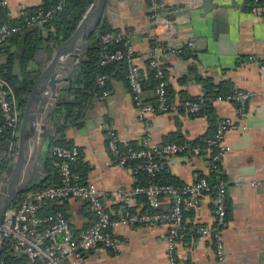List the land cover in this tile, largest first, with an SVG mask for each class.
Listing matches in <instances>:
<instances>
[{
	"label": "crops",
	"instance_id": "1",
	"mask_svg": "<svg viewBox=\"0 0 264 264\" xmlns=\"http://www.w3.org/2000/svg\"><path fill=\"white\" fill-rule=\"evenodd\" d=\"M7 1V16L12 21L20 20L42 4L41 0ZM204 1L194 2L183 15L162 16V20L175 22L172 28L163 23L155 25L147 0H108L102 19L112 29L130 30L135 63L144 84L142 98L145 103L156 104L154 88L149 85L151 54L158 56L163 67L170 110L151 116L150 146L169 143L173 135L193 142L207 133L208 119L192 116L184 106L187 100L202 96L203 80L250 94L251 101L243 117L231 103H213L217 121L227 120L239 126L225 133L226 151L220 161L228 194V214L223 230L224 259L217 261L210 235L196 233L199 227L212 229L215 224L212 194L202 195L197 208L185 210L176 259L178 264H263L264 71L260 69V61L264 60V6L260 5L258 15L254 16L250 12V0ZM173 4V0H164L162 8L168 9ZM11 51H17L16 47ZM4 59L0 55L2 64ZM42 61L36 64L38 72L44 68V55ZM108 88L107 101L93 99L82 126L68 127L61 140L79 149L77 170L81 172V179L102 193L103 204L110 215L115 213L118 204L112 193L120 190L129 195L133 213H146L148 206L144 197L131 194L143 184L139 170L136 165L120 166L106 144V133L112 130L119 145L141 146L143 131L133 93L122 79H111ZM52 131L49 122L46 133ZM48 158V144L44 142L34 180L45 177L42 164ZM160 163L162 170L158 181L164 184L191 185L210 175L207 152L198 157L186 153L161 159ZM50 177L53 180L54 175ZM50 204L64 213L75 234L95 221L82 201ZM170 207L171 199L163 198L160 211L168 212ZM168 228L166 223L117 225L112 229V234L121 241L117 253L99 248L85 254L77 264H169L164 240Z\"/></svg>",
	"mask_w": 264,
	"mask_h": 264
},
{
	"label": "built area",
	"instance_id": "2",
	"mask_svg": "<svg viewBox=\"0 0 264 264\" xmlns=\"http://www.w3.org/2000/svg\"><path fill=\"white\" fill-rule=\"evenodd\" d=\"M49 1V0H41ZM151 18L156 26L164 24L172 28L174 21L162 20V16L173 15L192 7L194 2L200 0H173L174 4L163 9L164 0H147ZM250 12L257 16L260 11V0H250ZM65 0H56L53 9L46 12L38 11L35 15L25 19L19 26L0 25V45L10 37L22 31L40 26L62 12ZM8 8L7 0H0V9ZM102 46L121 44L123 49H117L113 53H104L100 62L101 66L112 62H123L126 66V83L133 93L134 104L137 108L138 121L143 131L142 143L139 148L127 147L119 149L117 137L114 131L106 133V144L110 154L116 158L120 166L137 163L138 170L144 171L148 176L145 186L134 188L132 195L143 196L148 206V212L136 214L131 211L130 197L120 190L112 193L118 204L115 213L110 215L104 204L103 196L92 184H82L71 169L79 157V149L75 146L62 147L53 145L49 148V159L52 166L58 170L59 184L44 187L36 191H28L21 202L15 208H10L4 215L0 226L1 241H7L12 255L24 257L26 264H77L85 254L99 248L117 253L121 241L112 234V229L117 225H159L166 223L168 232L164 238L166 243V256L169 264H177L176 246L183 231V213L186 209H195L199 205V199L204 194H212L214 202L215 224L212 229L199 227L196 233L210 235L214 244V252L218 262L224 259L223 230L226 227V209L228 202L227 184L224 180H218L212 186L206 179H200L191 185L173 186L161 185L155 182L157 174L162 170L161 159H172L184 153H190L198 157L202 152L200 146L188 144L165 143L158 146H150V122L154 113H167L170 110L164 71L161 68L157 55L151 54L150 67L156 70L157 84L154 87L156 104L145 103L142 98L143 87L141 85L139 70L135 63V54L128 33L120 30L109 32L100 36ZM260 69L264 71V64L260 63ZM107 76L97 78V85L101 89L98 99L107 101L109 92L104 89ZM251 101L250 94L243 91H234L233 94L211 100V102H226L237 107L241 117L246 113ZM185 109L193 115L201 110V104L197 102H185ZM21 113L12 98V92L8 84L0 77V145L9 138L8 156L12 164L16 158V145L18 142ZM239 129V126L227 120H219L216 129L209 139L204 141L205 149L214 152L210 156V169H216V163H220L226 147L223 144L225 133L228 130ZM14 159V160H13ZM0 186L2 178L7 172L0 174ZM171 199V207L168 212L160 211V203L163 198ZM76 200L86 203L88 211L95 221L81 233L75 234L64 214L55 211L43 215L42 206L50 203ZM1 264V263H0ZM264 264V263H263Z\"/></svg>",
	"mask_w": 264,
	"mask_h": 264
},
{
	"label": "trees",
	"instance_id": "3",
	"mask_svg": "<svg viewBox=\"0 0 264 264\" xmlns=\"http://www.w3.org/2000/svg\"><path fill=\"white\" fill-rule=\"evenodd\" d=\"M93 2L94 0H65L62 12L56 14L53 19L40 26L26 29L19 34L10 37L3 43L4 48L0 50V55L5 58V62L3 64L0 63V77L8 84L9 88L11 89L12 98L14 99L15 104L21 114L25 105V101L23 100V98L29 95V93L31 92L34 79L38 74L36 66L37 63L33 60L35 54L40 50L44 51L45 62L48 61L51 58L52 52L60 45H62L73 34L79 22L82 20ZM41 3L42 4L39 8L29 11L26 16L16 21L10 20L7 16V11L4 9H0V25L19 26L25 21V19H28L29 17L35 15L38 11L46 12L53 9L56 5V0H49L45 2L42 1ZM260 5L264 6V0H260ZM118 31L120 30L110 28L106 20L102 19L95 29L94 33L90 37L85 55L82 61L76 63V65L74 66V70L71 75V82L69 86L63 91V100L53 110L52 115L49 119V122L53 127V131L51 133H46L45 136L44 142L48 144V149L53 145L71 147V145L65 143L63 140H61V138L63 137V134L68 127L72 126L80 128L82 126V119L90 102L93 99L98 98L102 91L97 85L98 77H108L104 87V89L108 92V87L111 79H122L126 82L127 69L122 61L112 62L104 66L100 65L104 53H113L117 49H123L121 44L102 46L100 43V36L109 32L115 33ZM123 31L128 33L130 30L126 29ZM151 42L153 45H155L153 41ZM12 47H16L17 51H11ZM186 55L189 56L188 53H186ZM150 61L151 59L148 60L149 67ZM260 62L264 64V60ZM150 68L151 73L149 75V85L151 88H154L158 82L156 79V70L152 67ZM161 68L163 70V67ZM141 85L144 89V84L142 82ZM224 86L225 85L214 86V84H212L210 81L203 80L202 96L187 100L190 102H197L201 104V110L198 113L193 114L192 116L206 117L208 119L209 130L207 131V133L193 142H185L182 138L177 137V135H173L169 137V143L200 146L202 147V152L199 156L207 152L209 153L210 160V156H212L214 152L206 151L205 145L203 143L204 141L212 137L218 123L214 114L213 102H211V100L218 97L225 98L233 94L234 92L232 89L225 88ZM19 120H21V116ZM0 125H2L1 118ZM9 141V138L7 137L6 140H4L0 145V174L2 172H8L10 170L11 158H9L8 156ZM127 147L139 148L138 146L124 147L119 145L120 150H124ZM79 162L80 154L71 171L77 177L78 182L84 184V180L81 179V172L78 171L79 169L77 170ZM128 165H137V163ZM42 169L45 177H43L42 179L35 178L28 189L17 197L11 208H15L18 206L26 192L36 191L47 186L59 184L58 170L52 166L49 158L44 165L42 164ZM138 172V174L143 179V184H141L140 186H145L148 181V176L144 171L139 170ZM160 172L155 178L156 183L161 185L182 186L176 184H164L159 182L158 176ZM51 174L54 175L53 180L50 179ZM207 179L206 180L210 182L212 186H215L218 180H224V177L221 174L220 163H216L215 170L210 169V175ZM52 205L54 204L43 205L41 213L45 215L55 211L62 212L59 208ZM185 212L186 211H184V213ZM227 214L228 202L226 209V218ZM0 263L26 264V259L24 257L12 255L9 250L8 242L3 241L1 245Z\"/></svg>",
	"mask_w": 264,
	"mask_h": 264
},
{
	"label": "water",
	"instance_id": "4",
	"mask_svg": "<svg viewBox=\"0 0 264 264\" xmlns=\"http://www.w3.org/2000/svg\"><path fill=\"white\" fill-rule=\"evenodd\" d=\"M204 2L208 3V0ZM107 5L108 0H94L73 34L44 62V68L34 79L31 92L23 98L25 105L21 114L16 158L0 186V226L5 213L34 180L49 119L53 110L62 102L63 91L71 82L74 66L82 61L89 39L102 20ZM184 12L187 11L168 17L183 15ZM3 48L0 45V50ZM43 55L44 51H38L33 58L34 62L42 63ZM24 147L30 148L28 156L24 154ZM1 245L0 238V255Z\"/></svg>",
	"mask_w": 264,
	"mask_h": 264
},
{
	"label": "bare ground",
	"instance_id": "5",
	"mask_svg": "<svg viewBox=\"0 0 264 264\" xmlns=\"http://www.w3.org/2000/svg\"><path fill=\"white\" fill-rule=\"evenodd\" d=\"M24 149H25V151H24V154L26 155V156H28L29 155V153H30V148L28 147H24Z\"/></svg>",
	"mask_w": 264,
	"mask_h": 264
},
{
	"label": "rangeland",
	"instance_id": "6",
	"mask_svg": "<svg viewBox=\"0 0 264 264\" xmlns=\"http://www.w3.org/2000/svg\"><path fill=\"white\" fill-rule=\"evenodd\" d=\"M17 144H18V142H17ZM15 154H17V145H16V153ZM14 160V159H13ZM8 173V172H7ZM1 176V175H0Z\"/></svg>",
	"mask_w": 264,
	"mask_h": 264
}]
</instances>
